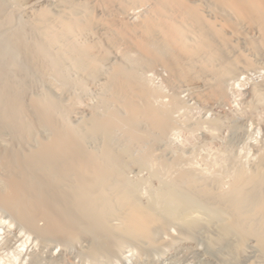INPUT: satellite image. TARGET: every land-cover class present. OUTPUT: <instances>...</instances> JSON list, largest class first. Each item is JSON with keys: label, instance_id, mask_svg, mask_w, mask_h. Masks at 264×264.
<instances>
[{"label": "bare ground", "instance_id": "obj_1", "mask_svg": "<svg viewBox=\"0 0 264 264\" xmlns=\"http://www.w3.org/2000/svg\"><path fill=\"white\" fill-rule=\"evenodd\" d=\"M261 68L264 0H0V209L21 246L39 264H102L130 244L150 264L202 238L204 264H264V145L226 181L162 144L186 99L222 107ZM249 95L264 105V79Z\"/></svg>", "mask_w": 264, "mask_h": 264}, {"label": "rangeland", "instance_id": "obj_2", "mask_svg": "<svg viewBox=\"0 0 264 264\" xmlns=\"http://www.w3.org/2000/svg\"><path fill=\"white\" fill-rule=\"evenodd\" d=\"M144 6H138V10L143 9ZM136 54L134 53V55ZM141 60L137 66L142 76L149 79L148 81H151L150 83L153 85L160 87L164 95L172 93V89L168 88L166 80L163 79L167 72L151 61ZM249 73L242 74L236 83L231 84L230 103L222 107L212 101L208 106L207 103L205 105V102L196 99H186L187 101H184L182 107L175 112L179 118L182 117L181 121H184V126L171 131L166 137L164 136L162 144L164 143V146L166 145L173 151L177 152L178 150L189 157L192 156V163L198 169L205 168L207 174L210 172V174H214L222 170L221 173L224 175L222 176L224 179L226 178V181L230 180L231 174L229 173H232L234 167L246 164L247 168H252L253 164L259 161V153L264 145V105H258L256 110H250L248 107L249 90L254 81L258 82L259 79H264V69ZM94 84L90 83V87H92V93H90L94 99H98L100 89ZM161 84L162 86H160ZM164 98L167 99L165 96ZM216 120L218 124L213 126L212 122ZM190 122H193L196 128L191 129L187 125ZM139 171L141 170H135L133 173L137 177L146 176L145 171ZM226 184L228 185V183ZM25 231H27L25 228L12 222V217L10 218L7 212L0 209V264H39L37 261H33L35 257L32 258L31 250L37 248L32 239L27 242L26 247L21 246L22 241L26 240L28 236ZM191 244L171 249L163 257L160 256L161 254L155 253L150 264H204L207 256L206 243L202 238H197ZM60 249L59 243L51 242L47 253L50 251L59 256ZM125 249L127 252L123 254L122 259H117L118 261L107 259L102 264H143L138 258L140 257L138 248L127 244ZM29 252L32 254H28ZM74 259L75 262H81L78 256ZM252 259L251 257L246 258L243 264H248ZM43 264H50V262L43 259ZM59 264H71V262L61 258Z\"/></svg>", "mask_w": 264, "mask_h": 264}]
</instances>
